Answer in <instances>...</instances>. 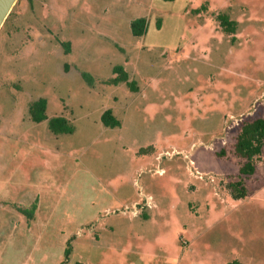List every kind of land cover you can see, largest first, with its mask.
<instances>
[{
	"label": "rangeland",
	"instance_id": "1",
	"mask_svg": "<svg viewBox=\"0 0 264 264\" xmlns=\"http://www.w3.org/2000/svg\"><path fill=\"white\" fill-rule=\"evenodd\" d=\"M116 66L132 86L108 83ZM41 99L72 132L32 120ZM258 118L264 0H18L0 31V264H264V150L246 197L228 189Z\"/></svg>",
	"mask_w": 264,
	"mask_h": 264
},
{
	"label": "trees",
	"instance_id": "2",
	"mask_svg": "<svg viewBox=\"0 0 264 264\" xmlns=\"http://www.w3.org/2000/svg\"><path fill=\"white\" fill-rule=\"evenodd\" d=\"M174 1V0H165ZM222 29L228 34H234L236 30L237 23L231 21L226 14H221L217 17ZM147 21L144 18H139L131 23L132 33L136 37H142L146 32ZM66 46V51H69L68 44ZM115 75L114 79L108 81L109 84L118 85L119 83H129L128 73L124 70L122 66H116L113 69ZM83 77L89 83H92V77L89 74L84 73ZM47 111V101L41 99L33 103L30 107V112L32 115V120L35 123H41L48 121L50 130L58 135L64 133L72 132L71 127L68 126V122L65 118L58 116L49 118L46 114ZM102 122L107 128H116L120 126V122L113 116L112 111L108 110L102 115ZM264 150V118H258L251 122H246L243 124L241 131L237 137L235 144V154L245 160V163L240 168V177L238 181L232 182L228 185L230 194L234 200H241L246 197V187H245V177L253 176L256 173V161L262 155ZM37 205L34 204L31 208L32 212H35ZM25 214L28 219H32L31 214H27L25 211H21ZM34 214V213H33ZM71 252L70 244L66 250V257L69 256Z\"/></svg>",
	"mask_w": 264,
	"mask_h": 264
},
{
	"label": "water",
	"instance_id": "3",
	"mask_svg": "<svg viewBox=\"0 0 264 264\" xmlns=\"http://www.w3.org/2000/svg\"><path fill=\"white\" fill-rule=\"evenodd\" d=\"M18 0H0V31L9 18Z\"/></svg>",
	"mask_w": 264,
	"mask_h": 264
},
{
	"label": "crops",
	"instance_id": "4",
	"mask_svg": "<svg viewBox=\"0 0 264 264\" xmlns=\"http://www.w3.org/2000/svg\"><path fill=\"white\" fill-rule=\"evenodd\" d=\"M27 202V201H26ZM36 202L37 201H33V198H30L29 199V202H28V204L26 205V206H23V205H21V207H18L17 209L16 208H14V209H16V212H18L19 214H21L22 216L24 215L21 211H27V208L29 207L30 209L32 208V206L34 205V204H36ZM37 205V204H36ZM37 209H38V207L36 208V210H35V212H34V217H37V215H36V212H37ZM25 216V215H24ZM146 218H148V221H151L152 220V217L151 216H149V215H144ZM151 218V219H150ZM30 220V219H29ZM32 220V219H31ZM30 222V221H29ZM31 224H32V221H31ZM28 228H30L31 226H30V223H29V225L27 226ZM113 231V230H112ZM95 243L97 244L96 246H98V245H101V243H102V239L100 238V236H97V238H95Z\"/></svg>",
	"mask_w": 264,
	"mask_h": 264
}]
</instances>
